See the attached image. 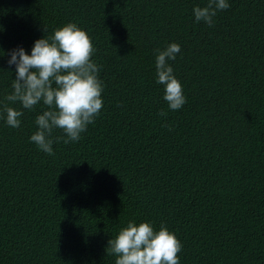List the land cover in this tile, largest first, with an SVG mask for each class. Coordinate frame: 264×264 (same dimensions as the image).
I'll return each mask as SVG.
<instances>
[{
  "label": "trees",
  "instance_id": "1",
  "mask_svg": "<svg viewBox=\"0 0 264 264\" xmlns=\"http://www.w3.org/2000/svg\"><path fill=\"white\" fill-rule=\"evenodd\" d=\"M227 2L208 26V0H0V264H115L130 222L175 233L180 264H264V0ZM68 23L93 42L103 107L48 155L30 140L47 106L6 99L8 59ZM171 43L175 111L156 69Z\"/></svg>",
  "mask_w": 264,
  "mask_h": 264
},
{
  "label": "clouds",
  "instance_id": "2",
  "mask_svg": "<svg viewBox=\"0 0 264 264\" xmlns=\"http://www.w3.org/2000/svg\"><path fill=\"white\" fill-rule=\"evenodd\" d=\"M229 7L227 0H208L206 6H197L193 12L197 22L212 26L217 12ZM94 51L88 33L74 23L57 29L51 41L46 37L36 40L31 54L23 46L10 51L8 64L15 65V78L13 92L6 99L19 101L23 109L41 102L47 106L37 117L39 130L30 140L48 155L53 154L49 137L54 129L67 135L65 144L79 141L103 107V86L97 75L100 69L91 60ZM180 51L179 44L171 43L165 50H157L156 56L157 83L165 85L164 99L173 111L186 103L182 84L168 62ZM5 111L7 124L19 128L22 110L6 107ZM181 249V241L167 227L155 231L149 222H130L109 240L107 254L116 255L115 264H180Z\"/></svg>",
  "mask_w": 264,
  "mask_h": 264
}]
</instances>
